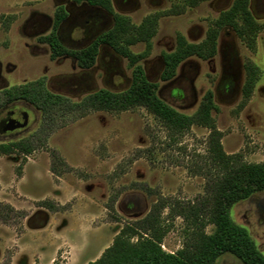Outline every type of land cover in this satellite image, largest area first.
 Segmentation results:
<instances>
[{"label":"rangeland","instance_id":"rangeland-1","mask_svg":"<svg viewBox=\"0 0 264 264\" xmlns=\"http://www.w3.org/2000/svg\"><path fill=\"white\" fill-rule=\"evenodd\" d=\"M110 1L113 12L126 16L133 25L158 15L149 49L138 43L129 50L147 53L139 64L147 78L157 83L159 98L190 116L206 91L212 92L216 110L211 115L221 133L223 151L245 163H264V28L256 36L254 52L230 28H222L218 35L217 48L220 43L231 47L241 66L249 60L259 71L251 95L240 108L244 72L236 94H225L219 78L226 62L218 53L206 61L188 59L167 83L159 79L162 54L173 51L175 37L200 43L232 0ZM59 7L67 14L60 29L63 44L69 49L83 47L87 26L77 19L87 17L85 3L0 0V91L39 78L45 79L50 92L73 102L100 89H127L131 82L127 60L109 49L100 52L90 70L79 69L69 57L50 59L48 46L39 39L52 31ZM258 12L255 15L262 24L264 16ZM111 26L108 21L104 31ZM15 112L26 114L24 128H8L9 116ZM40 124V113L30 105H2L0 143L27 140ZM208 134L198 126L181 133L170 131L142 108L58 118L45 143L40 144V135L32 139L29 155L17 151L0 155V264L88 263L124 225L143 218L154 204H163L159 220L169 228L161 248L171 253L181 249L192 227L179 212L189 220L194 212L205 219L204 206L219 177L208 158ZM229 215L247 229L264 256V192L234 204ZM204 231L210 234L213 227L207 225ZM216 264L241 263L223 254Z\"/></svg>","mask_w":264,"mask_h":264},{"label":"trees","instance_id":"trees-1","mask_svg":"<svg viewBox=\"0 0 264 264\" xmlns=\"http://www.w3.org/2000/svg\"><path fill=\"white\" fill-rule=\"evenodd\" d=\"M76 1L86 2L110 13L113 17L112 28L84 49H66L56 37L59 25L67 16L64 9L59 7L54 13L52 31L48 36L40 38L39 42L49 46L51 60L67 56L76 62L79 69L91 68L95 63L99 45H107L127 60L131 69L130 86L120 92L100 89L78 102L50 92L44 78L0 91V106L24 102L41 115V124L32 137L21 142L0 143V155H10L15 151L24 156L29 155L33 151L32 139L40 135V144L45 143L54 131L57 119L69 113H116L142 108L176 133L184 132L192 126L203 127L209 131L206 143L208 158L211 165L217 168L219 177L212 184L210 197L204 206L205 219L194 212L189 220L184 213L179 212L178 215L185 221H191L192 227L190 231L187 230V239L182 248L173 253L161 248L162 239L169 228L162 226L159 220L163 204H154L143 218L124 225L101 255L87 264H216L223 254L233 256L241 264H264V256L250 233L233 222L229 215L234 204L264 192V163H245L239 156L227 155L223 151L221 133L216 129L211 115L216 110L212 92L206 91L197 110L190 116L177 112L157 96L158 85L146 79L139 64L147 53L133 54L129 47L145 43L149 49V41L156 32L158 15L148 16L139 25H133L126 16L113 12L110 0ZM248 1L233 0L231 7L222 12L208 28L200 43H188L178 35L175 50L162 55L164 67L160 80H171L177 66L189 57L204 61L213 58L216 55L219 31L225 27L230 28L250 52H254L256 36L264 28V24L253 19L248 10ZM244 72L241 88L243 101L240 108L251 95L259 75L258 68L249 60L244 64ZM51 172L54 173L53 170ZM207 225L213 227L210 234L204 231Z\"/></svg>","mask_w":264,"mask_h":264},{"label":"flooded vegetation","instance_id":"flooded-vegetation-1","mask_svg":"<svg viewBox=\"0 0 264 264\" xmlns=\"http://www.w3.org/2000/svg\"><path fill=\"white\" fill-rule=\"evenodd\" d=\"M85 3L88 7V15L86 18H81V19H77V22H82L85 26H87V28H85V31L83 32V39H82V42H85L86 44L83 46V47H80V48H77V49H69L67 47H65V45L63 44V41L61 39V34H60V29L62 27V24L66 21V19L59 25L57 31H56V37L58 39V42L60 43V45L66 49H69V50H80V49H84L86 47H88L90 44H92L101 34L109 31L112 26H113V17L110 13L106 12L105 10L101 9L100 7H96V6H90L88 5L86 2H83ZM233 3V0L230 4V6L224 10V11H221L219 13V15L222 13V12H225L227 11L231 5ZM248 10L251 14V16L253 17V19L259 23L257 21V18H256V15H255V12L259 11L258 13L261 15V16H264V0H249L248 1ZM218 15V16H219ZM67 18V16H66ZM146 18V17H145ZM144 20V19H143ZM142 20V21H143ZM108 21H112V26L109 30H105L104 29L106 28L107 26V23ZM141 21V22H142ZM264 24V23H262ZM53 25V24H52ZM139 25V24H138ZM231 30V29H230ZM232 31V30H231ZM220 32V31H219ZM233 32V31H232ZM50 34V33H49ZM233 34L236 36V34L233 32ZM155 35V34H154ZM153 35V36H154ZM219 35V34H218ZM153 36L151 37V39L153 38ZM184 38V36H182ZM236 38H238L236 36ZM150 39V40H151ZM185 41L187 42L186 38H184ZM218 39V38H217ZM239 39V38H238ZM240 40V39H239ZM241 41V40H240ZM150 43V41H149ZM138 44V43H137ZM145 44V43H144ZM192 44V43H191ZM47 45V44H46ZM136 45V44H135ZM48 46V45H47ZM134 46V45H132ZM146 46V44H145ZM131 47V46H130ZM129 47V49H130ZM49 48V46H48ZM176 48V37H175V45H174V49L173 51L175 50ZM103 49H109L111 50L114 54H116L109 46L107 45H99L98 47V53H97V56H96V59H95V63L97 61V58L100 54L101 51H103ZM247 49V48H246ZM50 50V49H49ZM171 51V52H173ZM169 52V53H171ZM216 53L220 54V57L222 59L223 62H226V64L223 66L222 68V72H221V76L219 78V83H220V87L222 88L223 92L225 94H228L229 96H234V94H236L237 90L239 89V81H240V78H241V74H242V70L244 72V64L241 66L238 58L236 57V53L234 52V50L231 48V47H226V45L220 43V46H218L217 48V45H216ZM118 55V54H116ZM163 55V54H162ZM226 55L228 56L227 60H225V57ZM61 57H67V56H61ZM59 58V57H58ZM70 58V57H69ZM123 58V57H122ZM192 57H189L187 59H185L184 61H182L178 66L177 68H179L182 63H184L185 61H187L188 59H190ZM162 59V58H161ZM143 60V59H142ZM209 60V59H208ZM204 61V60H203ZM206 61V60H205ZM94 63V65H95ZM128 63V62H127ZM140 63V62H139ZM93 65V66H94ZM162 70H163V67H164V64H163V59H162ZM93 66L89 69H81V70H90L93 68ZM143 68V67H142ZM176 68V70H177ZM161 70V72H162ZM143 71H144V74H145V77L146 79L149 81V82H152L150 81L148 78H147V75L145 73V70L143 68ZM176 74V73H175ZM161 75V74H160ZM175 77V76H174ZM174 77L171 79L173 80ZM244 78H245V72H244ZM160 79V78H159ZM169 80V81H171ZM167 81V82H169ZM160 82H162L160 80ZM167 82H162V83H167ZM81 83V82H80ZM131 83V82H130ZM155 83V82H153ZM157 84V83H156ZM130 86V85H129ZM242 88V87H241ZM126 90V89H125ZM158 96V94H157ZM159 97V96H158Z\"/></svg>","mask_w":264,"mask_h":264},{"label":"water","instance_id":"water-1","mask_svg":"<svg viewBox=\"0 0 264 264\" xmlns=\"http://www.w3.org/2000/svg\"><path fill=\"white\" fill-rule=\"evenodd\" d=\"M27 124V116L22 112L10 114L7 126L9 129L24 128Z\"/></svg>","mask_w":264,"mask_h":264},{"label":"crops","instance_id":"crops-1","mask_svg":"<svg viewBox=\"0 0 264 264\" xmlns=\"http://www.w3.org/2000/svg\"><path fill=\"white\" fill-rule=\"evenodd\" d=\"M103 251V250H102ZM101 251V252H102ZM101 252H100V254H101ZM100 254L98 255V256H96L92 261H94L95 259H97L99 256H100ZM84 264H87V263H84Z\"/></svg>","mask_w":264,"mask_h":264}]
</instances>
